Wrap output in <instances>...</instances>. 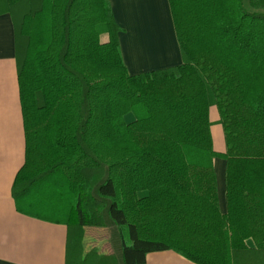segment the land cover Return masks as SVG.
<instances>
[{
    "label": "trees",
    "instance_id": "trees-1",
    "mask_svg": "<svg viewBox=\"0 0 264 264\" xmlns=\"http://www.w3.org/2000/svg\"><path fill=\"white\" fill-rule=\"evenodd\" d=\"M169 2L182 64L132 75L109 0H0L15 26L26 134L13 193L67 222V264H119L86 250L88 225L117 229L121 264L165 250L264 264V0Z\"/></svg>",
    "mask_w": 264,
    "mask_h": 264
},
{
    "label": "crops",
    "instance_id": "crops-1",
    "mask_svg": "<svg viewBox=\"0 0 264 264\" xmlns=\"http://www.w3.org/2000/svg\"><path fill=\"white\" fill-rule=\"evenodd\" d=\"M121 27L124 63L132 75L182 64L169 0H109ZM108 36H103L106 42ZM214 149L224 152L225 135L217 106L209 110ZM26 160L16 36L10 13L0 12V264H67L68 227L51 218L52 205L29 210L13 193ZM217 174L221 210L226 211V162ZM146 264H196L174 250L148 253Z\"/></svg>",
    "mask_w": 264,
    "mask_h": 264
},
{
    "label": "rangeland",
    "instance_id": "rangeland-1",
    "mask_svg": "<svg viewBox=\"0 0 264 264\" xmlns=\"http://www.w3.org/2000/svg\"><path fill=\"white\" fill-rule=\"evenodd\" d=\"M215 160L217 161V167L219 168V170H221L222 161L224 160L221 158H216ZM85 231L87 251L96 248V250H98L100 254L106 255L108 257L114 256L117 262L121 264L120 241L117 229L114 226L88 225Z\"/></svg>",
    "mask_w": 264,
    "mask_h": 264
}]
</instances>
